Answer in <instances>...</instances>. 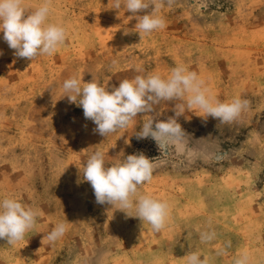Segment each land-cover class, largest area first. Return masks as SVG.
<instances>
[{
	"label": "rangeland",
	"instance_id": "obj_1",
	"mask_svg": "<svg viewBox=\"0 0 264 264\" xmlns=\"http://www.w3.org/2000/svg\"><path fill=\"white\" fill-rule=\"evenodd\" d=\"M43 2L23 0L28 13ZM51 8L49 22L67 30L51 56L18 58L0 32V199L39 211L23 240L0 239V264H186L190 251L209 264H234L245 252L250 264H264V0H164L158 14L166 27L142 37L136 19L113 9V0H52ZM179 64L195 71L215 99L250 102L231 123L198 108L185 111L177 118L187 134L185 153L170 147L165 155L151 138L137 139L144 114L102 137L64 97L62 83L72 75L111 89L138 74L167 77ZM175 103L162 102L149 115L167 120ZM187 149L214 158H190ZM96 150L106 165L138 153L157 158L139 193L168 203L161 231L118 205L96 203L83 176ZM60 222L67 231L50 243L47 235ZM203 231L215 239L202 243Z\"/></svg>",
	"mask_w": 264,
	"mask_h": 264
},
{
	"label": "clouds",
	"instance_id": "obj_2",
	"mask_svg": "<svg viewBox=\"0 0 264 264\" xmlns=\"http://www.w3.org/2000/svg\"><path fill=\"white\" fill-rule=\"evenodd\" d=\"M166 2L171 6L174 0ZM51 4L52 0H44L28 13L23 0H0V32L3 33V41L15 50L16 57L34 61L45 55L51 56L66 42V28L49 22ZM163 4L164 0H113V9L123 7L131 13L129 17L136 19V32L142 37L166 27L164 17L158 14ZM62 89L68 102L83 109L85 119L91 120L96 126L93 131L102 137L133 125L138 114L148 116L136 138H151L160 153L165 155L170 147H174L177 153L186 151L187 134L177 122V118L185 111L198 108L206 118L210 116L220 123H231L248 109L250 103L240 97L226 102L215 99L209 94L205 81L182 64L172 68L167 77L159 73L138 74L131 80L120 81L118 86L111 89H106L94 79L84 82L82 77L72 75L63 81ZM168 101L176 102L174 115L167 120H154L149 114L155 112L162 102ZM187 155L190 158L196 155L214 158L191 149H187ZM156 160L138 153L106 165L105 153L96 150L87 159L83 176L90 183L97 204L118 205V209L127 216L137 217L159 232L166 226L168 203L139 193V188L151 181L158 166ZM125 210H134L135 215ZM38 216V209L23 204L17 198L0 199V239H6L8 245H15L35 227ZM66 231V222L57 223L48 233L47 240L54 243ZM215 237L214 231L200 233L202 243L211 242ZM201 257L199 252L190 251L185 255L186 264H209L206 256L203 259ZM234 264H250V255L247 252L240 254Z\"/></svg>",
	"mask_w": 264,
	"mask_h": 264
}]
</instances>
